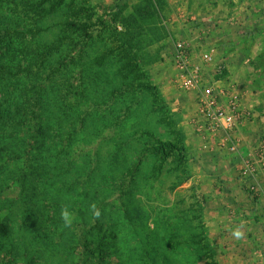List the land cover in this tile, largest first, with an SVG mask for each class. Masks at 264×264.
Returning <instances> with one entry per match:
<instances>
[{"label": "rangeland", "instance_id": "1", "mask_svg": "<svg viewBox=\"0 0 264 264\" xmlns=\"http://www.w3.org/2000/svg\"><path fill=\"white\" fill-rule=\"evenodd\" d=\"M246 1L245 11L264 16V0ZM166 6L0 0V264H227L209 205L223 173L245 177L242 160L257 156L202 128L193 94L176 83L173 44L184 40L206 71L200 53L221 56L208 19L196 36L194 20L172 22L176 6ZM79 21L83 29L71 27ZM223 72L214 79L226 82ZM15 120L24 123L17 133ZM14 133L22 152L39 147L26 179L7 156Z\"/></svg>", "mask_w": 264, "mask_h": 264}, {"label": "crops", "instance_id": "2", "mask_svg": "<svg viewBox=\"0 0 264 264\" xmlns=\"http://www.w3.org/2000/svg\"><path fill=\"white\" fill-rule=\"evenodd\" d=\"M164 3L170 11L176 6L173 14H168L172 22L194 20L190 30L196 36L210 31L222 69L217 70L219 62L215 60L208 64L207 73L215 78V74L224 71L221 79L239 87L242 105L251 116L237 125L232 135L243 156L254 151L257 156L264 139V16L261 12L245 11V0H164ZM208 4L209 8L198 10ZM201 19L210 21L206 31L200 26ZM237 52L241 54L238 58ZM223 177L226 185L221 190L218 187L215 195L218 200L209 205L208 219L214 227L210 228V236L216 243L224 241L228 245L227 264H264V169L254 176L238 177L228 171ZM238 226L244 233L241 239L232 235ZM222 229L225 232L220 235Z\"/></svg>", "mask_w": 264, "mask_h": 264}, {"label": "built area", "instance_id": "3", "mask_svg": "<svg viewBox=\"0 0 264 264\" xmlns=\"http://www.w3.org/2000/svg\"><path fill=\"white\" fill-rule=\"evenodd\" d=\"M211 52L209 49L200 53L203 63L212 62ZM172 62L178 71L177 85L194 96L202 128L211 134L223 133L228 148L235 151L237 142L232 131L251 115L242 105L241 91L233 83L215 80L204 64L194 62L188 44L182 39L173 44ZM259 148L257 157L242 160L243 175L254 176L264 169V139ZM251 189L255 190L254 186Z\"/></svg>", "mask_w": 264, "mask_h": 264}, {"label": "trees", "instance_id": "4", "mask_svg": "<svg viewBox=\"0 0 264 264\" xmlns=\"http://www.w3.org/2000/svg\"><path fill=\"white\" fill-rule=\"evenodd\" d=\"M72 26V28H74V29H78V30H80V29H83V27L85 26L84 25V23L83 22H81V21H79V23H77V22H72V23H70ZM1 67L3 66V67H5V65H0ZM3 67H2V69H3ZM6 68V67H5ZM7 69V68H6ZM30 69V68H29ZM18 70L19 71H22L23 69H20V68H18ZM6 72H8V73H10V74H13L12 73V71H6ZM31 72V71H30ZM27 73V72H26ZM32 87V86H31ZM35 92H37L34 88L32 89V93H33V95H34V93ZM3 115H4V107L2 106V104H1V102H0V120H3L4 118H3ZM13 117H16V116H13ZM35 121V120H34ZM24 123L21 121V120H18V121H16L15 120V123H14V125L13 124H11V128L12 129H14L15 131H16V133L18 132V131H21V126L23 125ZM26 126V125H25ZM30 127H32L31 129H29L31 132H32V134L30 135V136H34V133L35 132H37L36 130H35V123H34V125H32V126H30ZM25 129H27V128H25ZM16 133H14V135H13V138L11 139V140H13V139H18V141H15V142H13L12 143V141L9 143L10 145H9V153L7 154V156H8V158H10V159H15V160H17V161H19V163H20V169H19V171H20V173H19V176H22L23 177V179H26V178H28V176H30V175H27L26 174V171H25V169L27 168H29L30 166H31V163H33L36 159H34L35 158V156L37 155L36 154V150L39 148L38 146H37V143L35 144V145H32V147L30 148V150L28 151L27 149H23V152H22V146H24L25 144H26V141L24 140V139H22V138H18V137H16ZM0 145H3V143L0 141ZM34 150H35V152H34ZM24 153H25V155H26V159H24L23 158V155H24ZM28 157V158H27ZM22 159H24V160H22ZM7 166V165H6ZM10 169L9 168H7V167H5L4 168V171H3V178H5L6 177V175H7V171H9ZM31 174V173H30Z\"/></svg>", "mask_w": 264, "mask_h": 264}, {"label": "clouds", "instance_id": "5", "mask_svg": "<svg viewBox=\"0 0 264 264\" xmlns=\"http://www.w3.org/2000/svg\"><path fill=\"white\" fill-rule=\"evenodd\" d=\"M89 210H90L91 214L93 215V217H95V218L100 217L101 212H100V210L97 207L95 202H92L89 205ZM60 216H61V219L64 221V226L65 227H71V225L73 223V217H72L71 213H69V211L67 210L66 207L61 208ZM232 235L236 239H241L243 237L244 233L241 231V227L238 226L232 231Z\"/></svg>", "mask_w": 264, "mask_h": 264}]
</instances>
